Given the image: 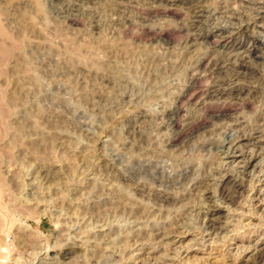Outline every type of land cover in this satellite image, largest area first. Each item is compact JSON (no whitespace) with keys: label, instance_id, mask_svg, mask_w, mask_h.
I'll return each mask as SVG.
<instances>
[{"label":"rangeland","instance_id":"374dc122","mask_svg":"<svg viewBox=\"0 0 264 264\" xmlns=\"http://www.w3.org/2000/svg\"><path fill=\"white\" fill-rule=\"evenodd\" d=\"M249 134L264 145V0H0V189L32 211L3 224L0 264H254L264 146ZM180 213V235L126 248Z\"/></svg>","mask_w":264,"mask_h":264},{"label":"bare ground","instance_id":"6f19581e","mask_svg":"<svg viewBox=\"0 0 264 264\" xmlns=\"http://www.w3.org/2000/svg\"><path fill=\"white\" fill-rule=\"evenodd\" d=\"M206 40H208V37H206ZM193 72V71H192ZM194 73V72H193ZM192 76V75H191ZM202 78V77H201ZM191 80H190V85H188L189 87H188V89H186V92H190V91H192L197 85H198V82H199V80H201L200 78H199V76H198V74L196 75L195 74V76L194 77H192V78H190ZM242 89V88H241ZM241 89H239V88H234V89H232L231 90V94H238L240 91H242ZM185 94V93H184ZM182 95V94H181ZM187 98H188V96H187ZM185 99V95L184 96H180V97H178V101L177 102H182L183 100ZM176 100V99H175ZM187 100H189V99H187ZM187 102V101H186ZM176 104V103H175ZM182 104V103H181ZM175 107H177L176 105H175ZM181 115V109L180 108H175V109H173V110H171L170 109V111H166V113H165V118L166 119H168L169 121H170V123H171V125H172V127L173 128H175V129H178L179 128V123H178V119H179V117H181L180 116ZM223 117H225L224 115H223ZM215 119H220V118H222L221 117V115H217L216 117H214ZM190 124H192V122L190 123ZM170 125V126H171ZM186 127H189L188 126V124H187V126ZM184 129V128H183ZM177 135V134H176ZM253 135H242V136H237V140L239 141L238 143H243V142H250L251 143V147L253 148V149H255L256 148V150H262L263 149V146L264 145H262L263 143H262V141L260 140V139H257V138H255V137H252ZM176 138V137H175ZM174 141H175V139L173 138L171 141H170V145H172V144H174ZM249 143V144H250ZM244 144V143H243ZM242 144V145H243ZM224 176H226V175H224ZM224 176H222V179H223V181L224 182H226V183H231L232 184V186L235 188H241L242 186H241V184H239L237 181H235V179H233L231 176L229 177L228 175L226 176V177H224ZM2 183V182H1ZM201 184H202V182L200 181V182H198L197 184H196V186H195V190L196 189H199V188H201ZM4 186V185H3ZM220 193H219V197H220V199L221 200H223V201H232L233 200V195H232V193L233 192H231V190L230 191H228V190H225V188H223L222 187V185H221V187H220ZM228 189V188H227ZM139 192H142L143 190H141L140 188H139V190H138ZM5 192H7L5 189H0V219H1V221H0V236H2L3 235V233L5 234V232H3V230H4V228H3V224L6 222V221H8V217L9 216H13L14 215V213H21V214H23V216L24 217H27V218H32V211L30 210V209H28L27 207H24L23 205H20V204H17L15 201H14V198H11V195L10 194H8V193H6L5 194ZM156 201H157V204L159 203L161 206H163L164 207V205L165 204H168L170 201L172 202V199L170 198V197H168V195H165V193L164 194H160V193H158V195H156ZM173 202H174V200H173ZM114 203H116L115 205L116 206H114L113 208H121V209H124V210H126L125 209V206L121 203V202H113V204ZM155 203V202H154ZM158 204V205H159ZM97 206V205H96ZM96 206H94V207H96ZM99 206V205H98ZM97 206V207H98ZM101 206V205H100ZM160 206V207H161ZM94 207H91V208H94ZM96 207V208H97ZM105 207V206H104ZM110 207V206H109ZM162 207V208H163ZM209 208H208V212H209V214H208V216H209V219H208V224H209V228L208 229H215V228H217L216 226L219 224V212H220V209L218 208V206L217 205H213V206H208ZM90 208V207H89ZM100 208V207H99ZM98 208V211H100V209ZM103 210V209H102ZM130 211V210H129ZM128 211V212H129ZM89 212V211H88ZM93 212V211H92ZM103 212V211H102ZM124 212V211H123ZM91 213V212H90ZM95 213H96V210H95ZM21 214H20V216H21ZM88 214V213H87ZM130 214H132V215H130L131 216V218H133V219H136V218H138L139 219V215L140 214H142V213H140V208L139 207H136V208H134V209H132L131 210V212H130ZM150 214V213H149ZM42 215V214H41ZM86 215V214H85ZM91 215H94V213L93 214H91ZM91 215H90V217H91ZM138 216V217H137ZM141 216V215H140ZM182 216H183V214H178V215H176L175 216V218H174V220L173 221H171V223L168 225V226H166L165 228H161V229H155L154 227H150L149 228V230L147 231V230H142V231H136L135 233H133L131 236H126L127 238H125V244H126V248H127V244H129V243H132L131 244V247L132 246H135L136 244H138V243H140V246H141V248L138 250V251H142V250H145L144 249V246L146 245V242L147 241H151L152 242V244H153V242L154 241H156L158 238H161V239H159V240H162V239H166L167 237H169L170 235H172V234H179L176 230H174V229H176L177 227H176V225L178 224V222L179 221H181V219H182ZM22 217V216H21ZM20 217V218H21ZM11 219V218H10ZM36 219H38V218H36ZM142 219V218H141ZM178 226V225H177ZM145 227V226H144ZM113 231V230H112ZM154 232V233H153ZM156 232V233H155ZM109 235H107V237L109 238L110 236H113L112 234H113V232L112 233H108ZM23 235V234H22ZM129 235V234H128ZM180 235V234H179ZM7 237H8V235H6L5 236V240L7 239ZM3 239V241L4 242H1L0 243V262H1V260H3V259H5L6 260V258H8V256H10V253H11V251L13 250V246L10 248V245L9 244H6V242H5V240ZM113 239V238H112ZM115 239V238H114ZM113 239V240H114ZM101 240V239H100ZM112 240V241H113ZM27 242L26 240H25V238H23L22 240H21V242ZM107 241V240H106ZM106 241H104L105 243H107ZM102 242V241H101ZM103 242V243H104ZM114 242V241H113ZM113 242H110V244H113V245H117V243H119V242H121V241H117L116 243H113ZM19 243V242H18ZM124 244V245H125ZM19 245V244H18ZM22 245H24L23 243H22ZM106 246L107 245H109V244H105ZM49 248V246L48 245H46V246H43L41 249L42 250H45V249H48ZM124 248H125V246H124ZM157 248V247H156ZM116 249V248H115ZM147 250V249H146ZM98 251V250H97ZM97 251H95V252H97ZM262 251V250H261ZM92 253L91 255H90V258H89V262H92V263H89V264H93V262H95V264H97V263H99V260H100V258L101 257H103V256H101V255H98V253ZM145 252V251H144ZM149 254L150 253H154L153 251L152 252H148ZM262 253V252H261ZM71 254H72V251L70 250V249H66V250H64L62 253H61V258H63V259H69V257L71 256ZM144 254V253H143ZM142 254V255H143ZM259 256V255H258ZM87 257V256H86ZM111 257V256H110ZM150 257V256H149ZM153 257H155V256H153ZM88 258V257H87ZM140 257H133V255H130L129 257H128V259H133V262H135V261H138V259H139ZM255 258V257H254ZM140 260V259H139ZM142 260L144 261L145 259L144 258H142ZM141 260V261H142ZM191 261V260H190ZM254 261H256L254 264H264V253H262L256 260H254ZM3 262H5V261H3ZM2 263V262H1ZM156 263H157V260H156ZM142 264V263H141ZM163 264V263H162Z\"/></svg>","mask_w":264,"mask_h":264}]
</instances>
